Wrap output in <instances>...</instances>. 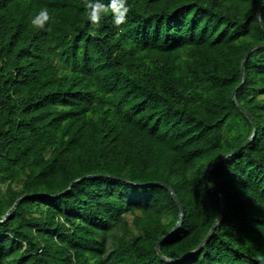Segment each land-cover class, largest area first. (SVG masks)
<instances>
[{"label":"trees","instance_id":"16d2710c","mask_svg":"<svg viewBox=\"0 0 264 264\" xmlns=\"http://www.w3.org/2000/svg\"><path fill=\"white\" fill-rule=\"evenodd\" d=\"M127 4L0 0V264H264V0Z\"/></svg>","mask_w":264,"mask_h":264},{"label":"clouds","instance_id":"9594fccd","mask_svg":"<svg viewBox=\"0 0 264 264\" xmlns=\"http://www.w3.org/2000/svg\"><path fill=\"white\" fill-rule=\"evenodd\" d=\"M86 19L93 27H99L106 16H111L114 26L119 27L126 22L129 7L127 0H83ZM50 20L47 7H41L29 17V23L36 29H44Z\"/></svg>","mask_w":264,"mask_h":264},{"label":"water","instance_id":"95a60500","mask_svg":"<svg viewBox=\"0 0 264 264\" xmlns=\"http://www.w3.org/2000/svg\"><path fill=\"white\" fill-rule=\"evenodd\" d=\"M263 5H264V4H262V6H261V8H260V11L258 12L259 14H260V12H261V10H262ZM252 51H253V50H251V51L246 55L245 60H244V63H243V68H244V66H245V63H246L247 59L249 58L250 54L252 53ZM233 99H234V96H233ZM239 108H240V107H239ZM240 110L243 112V114H245L248 118H250L249 115H248L247 113L244 112V110H242L241 108H240ZM251 122L253 123L252 120H251ZM249 141H250V140H249ZM249 141H247L245 145H247V144L249 143ZM245 145H244V146H245ZM244 146H243V147H244ZM238 151H239V150L235 151L234 153H231L229 156L234 155V154H235L236 152H238ZM225 158H227V156L224 157L223 159H225ZM216 163H217V162H216ZM206 180H207V177H206ZM214 191H217V192H218L217 189H214ZM170 192H171V194L173 195V197H174L176 203L178 204V207H179V209H180L181 216H182V207H181V205H180V203H179V200H178V198L176 197V195L174 194V192H173L172 190H170ZM220 196H221V198H223L222 195H220ZM224 208H225V205H223V207H222V210H221L220 216L222 215V213H223V211H224ZM158 246H159V245H157V250H158Z\"/></svg>","mask_w":264,"mask_h":264}]
</instances>
